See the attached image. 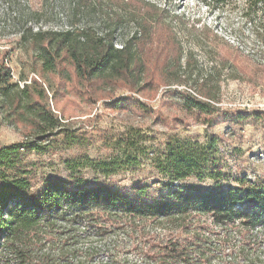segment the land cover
Instances as JSON below:
<instances>
[{"label":"trees","instance_id":"trees-1","mask_svg":"<svg viewBox=\"0 0 264 264\" xmlns=\"http://www.w3.org/2000/svg\"><path fill=\"white\" fill-rule=\"evenodd\" d=\"M110 1L126 12L135 10L131 12L140 28L120 47L114 29L102 36L89 27L36 30L28 26L29 19L22 20L24 27L16 41L36 60L42 78L58 77L65 86L79 88L87 100H103L107 109L136 110L151 117L155 111L144 99L155 98L164 86V94L181 113L175 117L176 123L185 125V120H193L208 131L221 123H264V110L224 111L218 107L214 83L208 78L197 79L202 82L191 89L192 82L184 78L186 69L182 70L183 49L167 24L166 10L144 0ZM250 2L264 7V0ZM13 79L12 68L1 64V107L15 124L30 125L32 135L0 147V245L9 238L19 240L25 233L52 226L72 234L73 239H100L95 240L100 241L99 246L90 242L87 248L90 264H97L100 256L106 258L101 264H112L115 247L114 239L109 238L121 235L140 236L142 264H264V178L252 181L243 176L229 182L214 134L205 143L179 137L167 140L154 159L167 179L161 185L165 193L158 198H150L148 186L136 187L131 194L99 179L90 180L76 164L70 166L67 178L46 179L35 189L29 158L49 153L53 138L60 136L66 149L83 144L85 139L62 128L50 108L48 92L38 80L19 86ZM176 84L190 90L173 88ZM65 86L63 90H68ZM120 90L130 95L114 97ZM155 120L160 121V116ZM150 140L142 137L134 144L121 139L125 153L121 163L88 159L81 167H90L108 179L139 165L129 152ZM191 178L210 180L214 186L186 183ZM150 223L171 228L168 234H157ZM0 264H5L4 260Z\"/></svg>","mask_w":264,"mask_h":264},{"label":"rangeland","instance_id":"rangeland-1","mask_svg":"<svg viewBox=\"0 0 264 264\" xmlns=\"http://www.w3.org/2000/svg\"><path fill=\"white\" fill-rule=\"evenodd\" d=\"M144 1L167 11V24L183 49L182 70L186 69L184 78L192 82L191 89L197 88V79L208 78L214 83L216 105L222 110H264V7L253 6L250 0ZM120 7L110 0H0V65L8 64L12 68L13 84L22 86L38 80L47 90L50 108L63 124L62 128L85 139L83 144L66 149L59 136L52 139L49 153L33 154L28 164L34 172L35 189H40L46 179L67 178L71 174L70 166L76 164L90 180L99 179L131 194L136 187L148 186L150 198H158L165 193L161 185L167 182L154 163L158 151L173 137L205 143L210 134L218 137V156L229 182L243 176L252 181L264 178V123L231 126L221 123L211 131L193 120L179 125L174 119L181 117V113L173 99L164 94L167 89L164 86L155 98L144 99L154 109L155 117L160 116V121L136 110L132 113L110 110L103 100L95 103L87 100L78 92L79 88L65 86L58 77H46V81L41 77L36 60L16 41L24 27L22 20L29 19L28 26L36 30L89 27L102 36L114 29L117 47H120L140 30L131 12L135 10L126 12ZM117 18H123V22L115 21ZM222 57L226 63L222 62ZM199 82L202 81L197 84ZM64 86L68 90H63ZM173 88L190 90L180 84ZM125 95L130 93L120 90L114 97ZM1 100L0 97V147L26 140L32 135L31 126L15 124L13 118L9 120ZM142 137L151 140L140 142L137 151L129 152L130 157L139 162L134 168L121 170L107 179L90 167H81L88 159L121 163L125 153L119 141L128 139L137 144ZM186 183L203 188L214 186L210 180L196 178ZM205 219L202 217L203 222ZM149 226L155 227L154 233L162 235L168 234L171 228L168 224L161 226L163 228L157 227V223ZM63 233L64 230L49 226L25 233L19 240H4L0 245V261L4 260L5 264H90L87 248L90 242L99 246L100 241L95 240L100 239H73L72 234ZM110 239H114L115 247L112 264H142L143 245L139 235ZM103 261L106 262L105 256L96 258L97 264Z\"/></svg>","mask_w":264,"mask_h":264}]
</instances>
